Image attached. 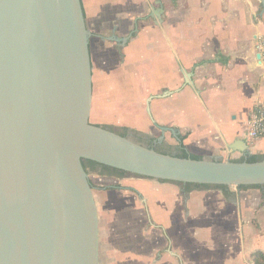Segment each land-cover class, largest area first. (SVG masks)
<instances>
[{"label":"water","instance_id":"95a60500","mask_svg":"<svg viewBox=\"0 0 264 264\" xmlns=\"http://www.w3.org/2000/svg\"><path fill=\"white\" fill-rule=\"evenodd\" d=\"M89 37L80 0H0V264H100L81 160L156 182L264 186V161L178 158L91 125ZM227 151L249 154L243 140Z\"/></svg>","mask_w":264,"mask_h":264},{"label":"crops","instance_id":"0c3cea01","mask_svg":"<svg viewBox=\"0 0 264 264\" xmlns=\"http://www.w3.org/2000/svg\"><path fill=\"white\" fill-rule=\"evenodd\" d=\"M80 1L91 37L92 76L117 69L112 82L130 83L133 90L127 89L137 90L139 97L148 93L151 122L160 130V139L167 141L168 134L178 147L176 136H184L185 150L201 157L243 156L227 151L235 140L245 141L249 153L264 152V139L249 144L245 137L250 113L264 106V65L255 49L257 37L264 36L260 0ZM158 1L163 9L160 21L149 18L160 7ZM151 184L160 191L144 198L150 229L143 233V245L127 259H112L115 264H152V231L161 232L168 243L156 254L159 264H253L254 252L264 254V189L202 188L185 193L179 184ZM245 230L254 239L249 245ZM233 231L242 243L230 249V258L217 243ZM202 235L212 237L209 247L189 245V236Z\"/></svg>","mask_w":264,"mask_h":264},{"label":"rangeland","instance_id":"374dc122","mask_svg":"<svg viewBox=\"0 0 264 264\" xmlns=\"http://www.w3.org/2000/svg\"><path fill=\"white\" fill-rule=\"evenodd\" d=\"M144 14L146 15L147 13L138 14L137 17H144ZM90 33H92V30ZM93 53L95 60V55L97 54L96 48H94ZM112 70L110 68L107 73L104 71V74L102 70L99 72L96 71L92 76L89 123L106 129L108 128L112 131L114 130L117 134L122 132V128H127L133 136L139 134L140 136L159 138L162 143L161 146L163 147L161 149L167 152H174L175 146L171 144L172 139L170 136L167 134V141L160 139L162 136L160 130L154 127L146 113L148 93H145L146 95L143 97H139L141 93L137 92V90L135 92H129L127 89L131 88L133 90L130 83L124 86V84H119V82L117 84L112 82L111 79L113 76H117L120 72L116 69L113 73H110ZM121 86L126 89L123 90ZM130 139L134 140L132 138ZM134 141L138 142L137 140ZM262 154L264 152L260 154L259 152H254L253 154L236 156L233 159H220L222 161H230L250 155ZM99 172L100 170L96 169L94 172L88 174L89 182L95 187L92 189V195L98 221L99 262L100 264H113L112 259H127L130 251L138 249L143 245V241H141L144 236L143 233L145 230L150 229L149 221L146 213H144L146 208L144 198L160 191V189L158 188L155 191L156 188L151 184L153 181L145 178L128 174H125L122 178L107 177L100 176ZM140 181H143L142 184L144 185L139 184ZM159 183L162 182L159 181ZM169 184L173 185L174 188L180 187L176 183ZM101 187H120L119 189H115V191L122 193L121 195L124 196H118L120 193L113 194L110 191L104 192L100 189ZM152 232V264H159V259L155 260L156 254L158 252L162 254L168 243L161 232ZM235 232L233 231V234L228 239L217 243L222 248L221 251L224 250L223 252H225L226 257L232 258L233 256L229 255L230 249H234L242 243L239 234H235ZM243 238L245 245L254 242V239L249 236L246 230L243 233ZM211 239L212 237L210 235H202L201 237L189 236L188 241H191L189 245L193 247L198 245L197 242L203 247H209L212 243Z\"/></svg>","mask_w":264,"mask_h":264},{"label":"trees","instance_id":"16d2710c","mask_svg":"<svg viewBox=\"0 0 264 264\" xmlns=\"http://www.w3.org/2000/svg\"><path fill=\"white\" fill-rule=\"evenodd\" d=\"M108 130H110V129H108ZM110 131H112V130H110ZM121 131L122 132H120L118 134L121 137H127L128 133L130 132V130L127 129V128H122ZM184 138H185L184 136H180V135L176 136V140H177L179 146L175 147V149H174L175 151H174L173 156H176L178 158H190V159H194V160H200L201 158H203L201 156H196V155L189 154L185 150V148L182 145V141L184 140ZM157 144H158V139L148 138V142H147V146L146 147L149 148V149H153V150H155L157 152L163 153V154H169V153H165L164 150L161 149L163 147L159 146ZM169 155H171V154H169ZM230 161H233V162H244V161H246V162H257V161H264V154H262V155H250V156H247V157H241L240 159L230 160ZM81 165H82L83 170L87 173V175L90 172H94L96 169L100 170V172H99L100 176L122 178L126 174V173H124L122 171H119V170H116V169H112V168H109V167H106V166H102V165H99V164L91 162V161L81 160ZM160 182L167 183V182H164V181H160ZM90 186H91L92 189L95 188L94 185L91 184V183H90ZM182 186H183V189H184L185 193H189L190 190H192V189L193 190H197V189H202V188H204V189H206V188H221L224 191V189L227 188V187H217V186H208V185H191V184H183ZM119 188L120 187H101L100 189L103 190V191H110V190H115V189H119ZM245 188H253V189L261 190V189H264V186H251V187L243 186V187H237V189H245ZM262 199H263V202H264V195H262ZM251 257H252L253 264H264V254L262 252L256 251V252H254L252 254Z\"/></svg>","mask_w":264,"mask_h":264},{"label":"built area","instance_id":"2783aa9c","mask_svg":"<svg viewBox=\"0 0 264 264\" xmlns=\"http://www.w3.org/2000/svg\"><path fill=\"white\" fill-rule=\"evenodd\" d=\"M255 49L260 64L264 65V36L257 37ZM245 137L249 144L264 139V106H256L250 113L246 121Z\"/></svg>","mask_w":264,"mask_h":264},{"label":"flooded vegetation","instance_id":"af4514ba","mask_svg":"<svg viewBox=\"0 0 264 264\" xmlns=\"http://www.w3.org/2000/svg\"><path fill=\"white\" fill-rule=\"evenodd\" d=\"M113 131H114V130H113ZM127 137L132 138V139H134V140H137L138 143H140V144H142V145H145V146H147L148 138H150V137L139 136V135L133 136V134L130 133V132L128 133ZM157 145L161 146V141L158 140V144H157ZM164 152H165V153H169V154H171V155L174 154V152H170V151H168V152H167V151H164Z\"/></svg>","mask_w":264,"mask_h":264}]
</instances>
